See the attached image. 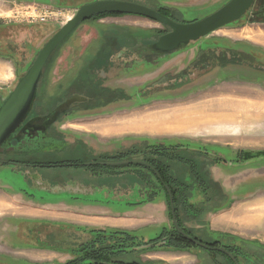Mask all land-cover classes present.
Returning a JSON list of instances; mask_svg holds the SVG:
<instances>
[{"label":"rangeland","instance_id":"1","mask_svg":"<svg viewBox=\"0 0 264 264\" xmlns=\"http://www.w3.org/2000/svg\"><path fill=\"white\" fill-rule=\"evenodd\" d=\"M87 1L0 0V18L3 20L21 18L28 21L34 15H46L48 17V20L40 25L25 24L19 27L22 32H19L18 40L27 38L31 48L26 51L0 52V72L6 70L11 73V70H20L30 63L35 57V50L58 30L60 24L73 14L81 3ZM136 1L156 6L160 0ZM161 1H169V3L182 7V15L179 16V20L189 22L210 15L229 0ZM55 2L59 4L62 2L63 4L56 7ZM256 7L257 4L253 9ZM49 12L52 13L49 15ZM93 21L81 23L65 40L62 47L54 53L43 75L40 93L37 91L35 104L39 103L38 99H40L46 108L53 107L59 100L65 98L63 94L75 90L74 87L70 86L72 79L76 76L81 78L83 72H88V75L95 81L98 80L107 87L123 88L132 94L133 99L126 103L111 101L90 114L91 116H87L86 119L94 121L110 116L117 118L118 121L133 119V129H142L133 132L134 135L150 136L151 139L160 140L161 138L176 137L177 140L165 143L166 145L170 144L172 148L174 147L172 153L179 156L195 157L197 153H203L202 150L211 152L207 156L201 154L203 162L197 164L198 174L204 182L202 187L197 182L195 183V178L189 170V190H185L182 184H174L173 186L176 190V196L185 192L184 196L188 199V205H183L181 199L178 202L177 218L181 226L187 223L185 221H188V233L190 235L204 241L217 239L216 236H213L214 234L208 235L197 232L201 230L198 228L199 226L205 225L208 214L222 210L221 206L224 204V200L228 201H226L227 205L225 206L228 208L232 203L239 202L241 199L251 198L250 195L264 194V175H261L264 174V161L235 168L223 164L224 162L221 160L218 162L217 156L227 154L231 161L264 156V110H259L264 109V21L252 16L251 10L239 21L220 28L197 42L190 43L183 50L173 52L163 58L154 59L159 61L157 64L145 62L130 72L123 71L122 66L124 62L135 56H130L127 53L115 55L112 50L111 60L114 61V66L107 72L99 71L95 75V71L92 70L94 64L91 62L96 54L104 52L103 49H100L101 45L121 44L122 42L118 37L114 38L109 34H136L139 29H154L155 31V29L161 30L162 27L157 22L138 16L104 15L99 20ZM213 47L225 48L223 49L225 55L235 56L238 59L241 58L239 56L241 54L238 52H243L248 60H243L242 63L223 65L222 60L220 58L218 60L217 55L212 53ZM252 54L257 59L251 57ZM183 73L187 75L184 76ZM2 79H0V94L10 90L16 80L14 79L12 83H6ZM136 93L141 94V96L137 97ZM244 99L251 100L252 103ZM176 107L178 108L176 109ZM191 107L193 111L196 110L197 112L194 113ZM249 107L252 109H247ZM148 114H151L149 117L153 120L143 126H147L151 131L160 132L162 125L166 129V126L161 124L163 122L172 123L174 126L177 124L176 127H184V129L177 131L180 133H157L148 132L141 126L139 128L134 127L140 118ZM214 121H216V125L213 127L219 128V130H212L210 128L212 125H207V123ZM47 135L44 140L35 138L32 139V143L24 141L22 144L0 147V155L15 158L24 157L26 155L20 152L24 150V152L32 151L30 156L33 158L78 159L83 162L88 161L94 155V151L87 145L81 143L70 145L61 139L52 138L49 133ZM81 137L88 141H94L93 138ZM187 144L188 150L185 149ZM172 167L176 172L173 171L174 176L186 177L187 168L183 164L173 161ZM51 170L65 172L66 169ZM71 170L82 172L83 169L71 168ZM65 174H59L61 181L74 179ZM145 176L151 179L150 175ZM133 178L135 177L128 176L124 179L116 178V180L121 183L120 180L129 181ZM180 181L186 182L182 179ZM156 182L154 181L153 187H151L155 189L154 192L156 193L152 200L163 199L167 206L170 223L167 222L163 228H149L143 231L153 239L164 230L167 232L173 228L168 198ZM202 188H206L205 193ZM189 205H192L193 208H188ZM204 229L205 227H203ZM249 237L253 238L248 241L244 239ZM244 238L243 236L239 239L234 237L232 238L233 241L229 239L231 242H227L236 246L238 264H264V230L256 229V232H252L250 236ZM138 241L140 246L133 247V251L116 254V257L112 258L125 262L162 264L143 262L140 256L145 253H161V255L171 253L165 256L178 253V255L185 256L181 257L177 264L187 263L183 261L187 255L192 256L193 259V262L188 264H233L217 250L205 249L195 245L172 248L167 247L164 243L149 247L145 244L146 241L142 239ZM144 246L147 247L143 248ZM21 264L24 263L21 262Z\"/></svg>","mask_w":264,"mask_h":264},{"label":"crops","instance_id":"2","mask_svg":"<svg viewBox=\"0 0 264 264\" xmlns=\"http://www.w3.org/2000/svg\"><path fill=\"white\" fill-rule=\"evenodd\" d=\"M0 73V79L3 78L2 80L6 83H12L15 79L12 70L11 73L6 70ZM244 100L252 103L251 100ZM87 116L91 115L72 119L67 122V126L74 134L93 138L94 141L84 140L96 148L102 149L114 145L128 147L140 140H177L176 137L161 138L160 140L151 139L150 136L134 135L133 132L142 129H133V119L118 121L117 118L110 116L106 119L90 121L86 119ZM149 116L151 114L142 117L143 119L140 118L134 127L141 126L148 132L180 133L149 130L147 126H143L153 120ZM211 129L219 130L215 127ZM65 172L34 169L31 175L27 174L39 185L36 187L34 195L22 191V188L32 187V179L25 180L23 178L24 186H17L14 187L15 190H12L9 186L11 183L0 178V264H21V262L24 264H64L73 257L74 247L91 237L89 230H124L135 235L138 234L139 239L147 241L153 238H150L145 232L143 233L144 230L163 228L167 222L170 223L167 206L163 199L146 201L141 204L134 203L138 200L136 198L138 196H134L132 189L130 190L133 184L132 179L128 182L124 181L122 184L128 188V195H125L126 200L123 205H117L114 202L116 197H113L114 194L112 195L111 191L115 193L117 181H113L108 176L92 178L81 174L83 180L71 181L72 183H67L69 184L67 187H73L71 184L81 185L82 196L74 197L77 200L61 197L60 195H63L61 190L65 186L59 184L61 177L59 174ZM28 176L26 177L28 178ZM17 178V176L12 178V186L14 184L16 186L18 183ZM20 183L23 185L21 179ZM37 190L38 192L39 190L44 191V193L39 192L40 194H38ZM86 193L92 195H84ZM249 197L251 198L241 199L239 202L232 203L228 208L224 207L216 213L208 214L205 225L199 226L198 228L201 230L197 231L199 230L197 229L196 231L208 235L214 234L213 236L224 240V242H231L229 239L233 241L234 237L239 239L243 236L244 238L250 236L252 232H256V229L264 230V194H255ZM185 222L187 223L183 226L188 228V221ZM203 227H205L204 230ZM251 238L253 237L244 239L248 241ZM168 254L171 253H163L164 256L161 253H145L140 256V259L143 262L177 264V261L185 256L178 255V253L165 256ZM191 257L187 255L183 260L187 263L181 264L193 262Z\"/></svg>","mask_w":264,"mask_h":264},{"label":"flooded vegetation","instance_id":"3","mask_svg":"<svg viewBox=\"0 0 264 264\" xmlns=\"http://www.w3.org/2000/svg\"><path fill=\"white\" fill-rule=\"evenodd\" d=\"M94 1H97V0H88L87 2L81 3L77 8H79L83 4L91 3ZM119 1H127V2L140 4V5L146 6L150 9L160 13L163 16H166V17L172 19L175 22L188 23V22L179 20V16L182 15V12H181L182 7H180L174 3H169V1L163 2L160 0L156 6L152 5L150 3H143V2L136 1V0H119ZM57 2H59V0H57ZM57 2L54 3L56 7L62 6V4H63L62 2L60 4ZM262 2H264V0H255L253 7L256 4H257V7L255 9H253V8L250 9L248 12H250L251 10H252V12L256 11L258 9L259 4H261ZM76 9H75V11H76ZM51 13L52 12H49V15ZM73 15H74V13L70 17H68L63 23H61L60 26L58 27V30L60 29V27L62 25H64L68 20H70L73 17ZM104 15L138 16V17L146 18V19L151 20L153 22H157L155 20H152V19L144 17V16H140V15L123 14V13H99V14L91 15L88 18H86L85 20L78 23V25L75 26L70 31V33L53 49V51L50 53V55L46 59L44 65H43V68H42L40 78L37 82L35 99H34L33 105L31 106V109H30L28 115L26 116L24 121L19 125V127L8 137V139L1 146V147H4L7 145L11 146L14 144H22L24 141H28L29 143H32V139H35V138H39L41 140H44L48 136L47 134L49 133L52 138L61 139L64 141V143H67L70 145H76V144H80V143L87 145L88 147L91 148V150L94 151V155L88 161L83 162V161H79L78 159H40V158H33L30 156V155H32V151L31 152H29V151L24 152V150L20 151V152H23V155H26L24 157L22 156V157H16L15 158V157L4 156L1 154L0 155V178H2L4 181H9L11 183L9 186L11 187L12 190H15L14 187L24 186V183L22 181L23 178L25 180L32 179V187L28 186V188L27 187L22 188V191L26 194L32 193V195H34L36 193V187H38L39 185L36 183L35 179L30 178L28 176V175H31V173L34 169H37V170L66 169L68 171V172L66 171L67 173L65 172L66 175L72 176L74 178V179H69L68 181H63V180L61 181V177L59 179L60 180L59 184H62V186H65L61 190L63 195H60V196L66 198V199L72 198L74 200H77L74 197H77V195L82 194V187L80 184H79L80 186H76L75 184L74 185L71 184L73 186L71 188L67 187V185H65V184L72 183L71 181H73V182L74 181L75 182L81 181V179L83 180V176H87V177L91 176L92 178L108 176V177H111L113 181L116 180V178L124 179L128 176H131V177L134 176L135 178L132 179L133 184H132V187L130 188V190L132 189V191H133L132 194L134 196H138V197H136V198H138V200L136 202H134L136 204H141L143 202L148 201L147 198L149 196H151L152 199L155 198V196H156V193L154 192L155 189L151 188V187H153L154 181H157L156 183L159 186H161L162 192L163 193L165 192L164 195H166L168 198V194H167V191L165 189V185L168 186V184L163 181V179L160 176V172L156 169L155 166H158V165H152V161H155V163L157 161H161V162L168 165L167 175L169 176V181L172 184V186L174 184L181 185V183H184L185 185H187V188H184L185 185L182 184L183 188L187 191L189 190L188 189V181H189L188 170L191 171L189 165L185 164L183 162H180L179 160L164 159L165 158L164 150H161L159 147L156 146L158 143H161L162 141H142V140H140V141L135 142L134 144H132L131 146H128V147H121L119 145H117V146L114 145L111 148L100 149V148H96V147L90 145L88 142H86L81 137L80 134H74L68 129V127H67L68 121L75 119V118L83 117L85 115H90L101 107V106L100 107L96 106L94 104L95 99H93V97L89 96V94H88L89 91H94V90L99 91V90H101V88L103 90L109 89L111 92L112 91H118L119 94L115 95V101L120 102V103L121 102L126 103L127 101H132V99H133L132 94L128 93L123 88L107 87L104 84H102L100 81H98V80L95 81L94 78H92L88 75V72H83L81 75V78L79 76H76L72 79L73 81L71 82L70 86L74 87L75 90H73L72 92L63 94V95H65V98L62 100H59V102L57 104H55L53 107L46 108L45 104H43V102L40 101V99H38L39 103L35 104L37 91L40 93L39 89H40V85H41V82L43 79V75H44L45 70L47 68V65L51 61L54 53L62 47L65 40H67L71 36V34L75 31V29L81 23H84L87 21L94 22L93 20H99L100 17L104 16ZM254 17L260 19L257 16H254ZM0 20H1L0 21V52H16V51L30 50V48H31L28 45V39L27 38H23L20 41L18 40L17 36L19 35V32H22L21 30H19V27L21 25H25V24H30V25H34V26H37L36 24L40 25L43 22L45 23L48 20V17L46 15H43L42 18H33V19L31 18L28 21H26L25 19H21V18H14V20H11V19L3 20V18H0ZM193 21H195V20H193ZM189 22H191V21H189ZM157 23H159V22H157ZM159 24L162 27L161 30L155 29V31H154V29L150 28L151 30H149V29L148 30H140L139 29L138 32H136V34H133V33L132 34H129V33L109 34L111 36H114V38L118 37L119 40H121L122 42H121V44L116 43V44H110V45H106V44L101 45L100 49L104 50V52H102L103 57H102V60H99L96 64V66L92 68V70L95 71L94 75L96 73H98L99 71L107 72L108 70H110L114 66V61L111 60L112 50L114 51L115 55H121L123 53H127V54H130V56L134 55L136 57L135 60H134V58H135L134 57L131 60L124 62L122 69H123V71H126V72H130L132 69L136 68L137 66H139L145 62L146 63L151 62L153 65L157 64L159 61H155L154 59L163 58V57H159L158 55H146V56H144V55H141L140 53H138L136 51H133V49L142 47L144 45L150 46L153 43H155L160 36H162V35H164L170 31V28L168 26L161 24V23H159ZM56 32H54L39 48H37L35 50V57L30 63L26 64L20 70H17V71L14 70V75H15V79H16L15 83H14L13 87L10 90H8L6 93L0 94V101L5 99L8 95V93L11 90H13V88L17 84L18 80L27 72V70L34 63V61L38 55V52L43 48L45 43ZM113 48H115V49H113ZM223 49L217 48V47H213V49H212V53L217 55L218 60L220 57L219 53ZM173 52H176V51H171L169 54H171ZM105 54H107V55H105ZM95 56L93 57V59L95 58ZM251 57L257 59L253 54L251 55ZM91 63H93V61ZM218 63H219V61H218ZM254 70L256 72H259L256 69H254ZM183 75L185 76L187 74L183 73ZM139 95L141 96V94L136 93L137 97H139ZM72 96H80L83 98V100L73 102L69 105V107L67 109L63 110L60 113H57V115L53 118V120L47 126H44L42 123H37V124L35 123L38 119H40V118L43 119V118L47 117L54 109H56L59 105L64 103L66 100H68ZM115 101H112V102H115ZM43 127H44V131H42ZM35 130L37 131V133H34ZM16 134H18V136L20 138L19 141H16L15 139H13V136ZM185 149H188V146H186ZM195 149H197V148H195ZM220 150H222V149H220ZM20 152H18V153H20ZM202 152L203 153H199V154L207 156V155H209V153H211L207 150L206 151L202 150ZM122 153H126V155L122 156ZM217 156L219 158L218 162H220V160H221L224 162L223 164H227L229 166L233 165L235 168L236 167H245V166L250 165L252 163H257V162L252 161L254 158H250V159H246V160H242V161L239 159H237V161H236V159H234V161H231V159H229L230 156H228L227 154L225 156L224 155L223 156L217 155ZM228 160H230V161H228ZM128 161H134L137 163L119 164L121 162H128ZM173 161L181 163L187 168L186 169V171H187L186 177H185L186 179H183L186 182L180 181L179 180L180 178H178V176H174L175 170L172 167ZM239 164H241L242 166H239ZM71 168H82L83 170H82V172H77L78 170H71ZM4 174H6V175H4ZM81 174L82 175L85 174V175L80 176ZM144 174L150 175L151 179H149ZM13 175L18 177L17 178L18 183H16V186H15V184L12 186V182H13L12 178L15 177ZM26 176H28V178ZM20 179H21V182L23 185H21ZM174 180H175V182H174ZM54 181H56V180H54ZM120 182L122 183L124 181L120 180ZM121 183H118V182L116 183L115 193L111 191L112 195L114 194L113 197H116L115 198L116 200L114 202L117 203V205H119V204L123 205L125 203V200H126L125 195H128L127 194L128 188L123 186ZM195 183H196V181H195ZM127 186H129V185H127ZM112 188H113V186H112ZM168 188H169V186H168ZM170 191H171V189H170ZM39 192L44 193V191H40V190H39ZM39 192L37 190L38 194H40ZM184 193H183V196H184ZM171 194H172V192H171ZM84 195H92V194L86 193ZM86 197H89V196H86ZM172 197H173V194H172ZM184 198H185V200H184L185 205H188V199H186L185 196H184ZM152 199L150 201H153ZM173 203H174V200H173ZM169 212H170V207H169ZM170 214H171V212H170ZM175 216H176V214H175ZM182 229H184L186 231V233L188 235H190L188 233V228L182 226ZM92 231L93 230H89L91 237L88 240L80 242L79 244H77L76 247H74V250L72 253L73 257L70 260L74 259L77 256L75 250H77L81 245H85L91 241H95V235H94V232H92ZM119 231H124V230H119ZM124 232H126V231H124ZM165 232L166 231L164 230L160 235H158V237L165 238L166 237V235H164ZM133 235H135V234H133ZM135 236L137 237V235H135ZM190 236H192V235H190ZM192 237L203 242V243H206L212 247H224V248H226L227 251L232 254L235 261L237 262V258H236L237 257V249L233 243L224 242V240H221L218 237H216L217 239H207L205 241L201 240L195 236H192ZM155 238H157V237H155ZM137 239L141 240L138 237H137ZM147 245L151 246L150 244H147ZM195 246H197V245H195ZM205 249H207V248H205ZM211 250H216V249H211ZM129 251H133V250L126 249L125 252H120L118 254L127 253ZM217 251L221 252L219 250H217ZM221 253L224 256H226L234 264V262L232 261L231 258L228 257V255H226L223 252H221ZM113 256H115V255H113ZM70 260H68V261H70ZM116 261H120V260H116ZM120 262H125V261H120Z\"/></svg>","mask_w":264,"mask_h":264},{"label":"water","instance_id":"4","mask_svg":"<svg viewBox=\"0 0 264 264\" xmlns=\"http://www.w3.org/2000/svg\"><path fill=\"white\" fill-rule=\"evenodd\" d=\"M255 0H229L215 12L200 19L188 23H178L172 19L161 15L160 13L140 4L119 1V0H97L91 3L83 4L74 12L73 17L68 20L60 29L45 43L43 48L38 52V55L27 70V72L18 80L17 84L11 90L7 97L0 101V147L8 139V137L19 127L28 115L31 106L33 105L37 82L40 78L43 65L53 51V49L70 33V31L91 15L99 13H123L140 15L170 28V31L158 38V40L150 46H142L133 49L141 55H158L159 57H166L171 51H181L190 43L197 42L200 39L207 37L214 31L235 23L242 19L246 13L253 8ZM252 16L259 17L264 21V2L259 4L258 9L252 12ZM80 96H72L64 103L54 109L47 117L38 119L35 123H42L47 126L57 113L67 109L69 105L76 101H82ZM44 131V127L42 128ZM34 133H37L35 130ZM13 139L19 141L18 134L13 136ZM264 160V156L254 158L252 161ZM137 163L134 161L121 162L119 164ZM239 166H242L239 164ZM168 194L169 207L171 212V220L174 229L187 241L194 245L207 249L219 250L229 258L234 264H238L232 254L224 247H212L203 243L192 236L188 235L179 226L173 203V197L170 189L165 185ZM163 242H157L151 246L160 245Z\"/></svg>","mask_w":264,"mask_h":264},{"label":"trees","instance_id":"5","mask_svg":"<svg viewBox=\"0 0 264 264\" xmlns=\"http://www.w3.org/2000/svg\"><path fill=\"white\" fill-rule=\"evenodd\" d=\"M225 49V48H224ZM225 50H222L220 52V59L222 60L223 65L226 63L227 64H236V63H242L243 60H248L243 55V52H238L239 56H241L240 59L237 57L233 56H227L225 55ZM107 55V54H105ZM103 55L102 54H96L95 58L93 59V64L94 67L96 66L97 62L99 60H102ZM102 90V91H101ZM101 90H94V91H89L88 94L89 96L93 97L94 104L96 106H104L105 104L115 101V95H118V91H110L109 89H102ZM165 142H170V141H162L161 143H158L156 146L159 147L161 150H164V159L168 160H179L180 162H183L185 164H188L191 172L195 178V181L202 187L204 185L203 180L199 176V172L197 170V164L201 163L202 161V156L197 153L195 157H188V156H179L178 154H173L172 148L170 144H167ZM177 142V141H176ZM182 143V142H181ZM188 146V144L186 145ZM178 147V146H176ZM175 147V148H176ZM169 150H171L169 152ZM188 150V149H187ZM126 155V153H122V156ZM203 162V161H202ZM152 165H158L155 166L156 169L160 172V176L163 179L165 183L168 184L169 188L171 189V192L173 194V200H174V208H175V214H176V220L179 224V226L182 228L180 222L178 221L177 218V210H178V202L179 199H181L183 205L185 204L184 196L183 193H180L179 196L175 195V189L174 186L169 181V176L167 175L168 173V165L161 162L157 161H152ZM162 170V171H161ZM175 182V180H174ZM185 185L184 183H181ZM184 188H187V185L184 186ZM204 193L206 192V188H202ZM182 194V195H181ZM152 199L151 196L147 198L148 201ZM227 201V200H226ZM224 200V204H222L221 208H224L227 205V202ZM188 208L192 209L193 206L189 205ZM219 208V207H218ZM183 231H185L183 229ZM95 235V241H91L88 244L81 245L76 252V257L70 261H67L64 264H143L140 262L136 261H131V262H120L116 261L114 258L116 256V253L120 252H125L126 249H131L133 250V247H138L140 244L138 243V239L135 235L129 233V232H124V231H119V230H110V231H105V230H93ZM186 232V231H185ZM166 237H157L154 239L148 240L145 244H154L157 242H163L164 245H167V247H172V248H179V247H188V245H193L191 242L185 240L175 229L174 227L172 228L171 231L165 232ZM150 247V246H149ZM114 257V258H112Z\"/></svg>","mask_w":264,"mask_h":264},{"label":"bare ground","instance_id":"6","mask_svg":"<svg viewBox=\"0 0 264 264\" xmlns=\"http://www.w3.org/2000/svg\"><path fill=\"white\" fill-rule=\"evenodd\" d=\"M209 101V100H208ZM200 105V104H199ZM202 105V104H201ZM216 105H218V104H216ZM205 106V105H204ZM208 107V106H207ZM210 107V106H209ZM208 107V108H209ZM194 108V107H193ZM207 108V109H208ZM197 109V108H196ZM204 108H202V110H203ZM218 109V108H217ZM216 109V110H217ZM189 110V109H188ZM191 110H192V107H191ZM190 111V110H189ZM193 111V110H192ZM196 111V110H195ZM195 111H193L194 113H195ZM204 111V110H203ZM168 112H170V111H168ZM186 112H188V111H186ZM197 112V111H196ZM206 112V111H205ZM190 113V112H189ZM202 113H204V112H202ZM191 114V113H190ZM194 115V114H193ZM188 116H189V114H188ZM212 117V116H211ZM204 118V117H203ZM208 118V117H207ZM210 118V117H209ZM213 118H215V117H213ZM198 119V118H197ZM197 119H195V120H197ZM201 119V118H200ZM204 119H206V118H204ZM174 120H176L175 119V117H174ZM173 120V121H174ZM195 120H193V121H195ZM155 121H156V119H155ZM196 122V121H195ZM165 123H166V129H164L162 126H160L161 127V131L163 130V131H175V132H177V131H181V130H183L184 129V127H176V125L177 124H175V126L172 124V123H167V122H163V123H161V124H164L165 125ZM161 124H159V125H161ZM180 124V123H179ZM188 124V123H187ZM207 125H212L210 128H212L214 125H216V121H214V122H210V123H207ZM185 126V125H184ZM204 131V130H203ZM206 131V130H205Z\"/></svg>","mask_w":264,"mask_h":264},{"label":"built area","instance_id":"7","mask_svg":"<svg viewBox=\"0 0 264 264\" xmlns=\"http://www.w3.org/2000/svg\"><path fill=\"white\" fill-rule=\"evenodd\" d=\"M42 16L43 15H41V16H39V15H34V16H32L31 18L33 19V18H42Z\"/></svg>","mask_w":264,"mask_h":264}]
</instances>
